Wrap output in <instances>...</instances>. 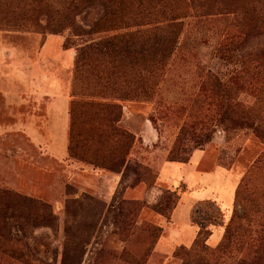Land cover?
<instances>
[{"label":"rangeland","instance_id":"obj_1","mask_svg":"<svg viewBox=\"0 0 264 264\" xmlns=\"http://www.w3.org/2000/svg\"><path fill=\"white\" fill-rule=\"evenodd\" d=\"M212 1L182 4L176 49L150 97L120 102L133 145L119 172L68 160L69 114L66 157L50 149H61L49 132L61 111L48 106L88 99L74 62L103 35L20 30L0 17V189L50 209L2 215L0 198V264H264V33H247L264 0ZM101 138L106 156L114 140Z\"/></svg>","mask_w":264,"mask_h":264},{"label":"trees","instance_id":"obj_2","mask_svg":"<svg viewBox=\"0 0 264 264\" xmlns=\"http://www.w3.org/2000/svg\"><path fill=\"white\" fill-rule=\"evenodd\" d=\"M193 1L206 8L215 5L212 0H0V17L8 27L53 35L68 29L75 37L103 35L76 54L74 81L89 94L87 100L73 96L69 103L68 160L115 172L126 166L133 136L119 126L120 102L139 94L150 97L156 77L176 49L186 11L180 7ZM246 2L248 8H257L258 2ZM258 32L264 33V18L247 33ZM108 33L112 35L104 37ZM102 133L114 140L106 156H101ZM175 155L170 152L171 162L185 163ZM0 198L2 215L9 210L12 217L22 210L50 211L40 201L6 190L0 189Z\"/></svg>","mask_w":264,"mask_h":264},{"label":"crops","instance_id":"obj_3","mask_svg":"<svg viewBox=\"0 0 264 264\" xmlns=\"http://www.w3.org/2000/svg\"><path fill=\"white\" fill-rule=\"evenodd\" d=\"M56 107H59L60 108V111H61V124H60V130L57 131V126L55 124V122L52 123V126H51V129H50V139L51 137L52 140H55L56 139V135L58 134L59 137H57L61 143V149H58L56 146H52L50 149L51 151H54V153L58 156V157H61V158H65L66 157V131H67V127H68V98L67 97H60L58 99H55L52 104H50L48 106V114L49 115H53L54 117L57 116V112L54 111V112H51V109H56ZM28 133L29 135L36 139L37 141H41L42 137L40 135V133L38 131H35L32 127L28 130ZM64 153H65V156H64ZM203 175L204 174H200V176H202L203 178ZM186 178V177H185ZM188 183V182H187ZM198 186V185H197ZM186 201L184 202L183 205H185ZM183 205H180V207H182ZM179 206L176 207V209L174 210V212L172 213V216H171V229H170V232H171V235L172 237L174 238V236H176L177 238L172 239L169 238V244L171 245H175L177 244L178 241H181V232H179V226L180 225H177V223L175 222L174 220V216L175 214L178 212ZM177 227V228H176ZM172 241V242H171Z\"/></svg>","mask_w":264,"mask_h":264}]
</instances>
